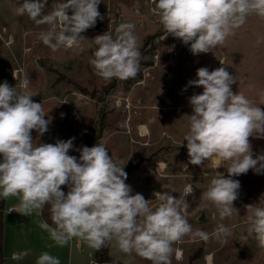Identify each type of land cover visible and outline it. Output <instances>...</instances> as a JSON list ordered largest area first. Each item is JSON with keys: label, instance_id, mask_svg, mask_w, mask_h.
<instances>
[{"label": "clouds", "instance_id": "obj_1", "mask_svg": "<svg viewBox=\"0 0 264 264\" xmlns=\"http://www.w3.org/2000/svg\"><path fill=\"white\" fill-rule=\"evenodd\" d=\"M167 35L189 45L193 55L208 53L223 45L235 30L244 25L249 15L264 18V0H150ZM48 0H17L16 15H27L36 25H47L39 39L53 51L72 48L86 38L81 34L96 25L103 16L98 10L101 0H62L46 11ZM71 11V15H69ZM135 24L125 22L115 29V36L105 32L95 37L96 50L89 63L106 81L135 78L140 70L141 52L137 45ZM166 35V36H167ZM165 36V37H166ZM259 43V41H258ZM222 65L223 62L220 61ZM15 78V77H14ZM237 77L225 67L209 71L198 68L196 78L187 87H200V94L189 97L192 112L184 136L189 163L201 166L210 161L213 168L228 162L227 176L217 171L202 199L216 206L221 220L238 214L233 202L241 187L232 177L253 170L264 174V153L253 157L250 137L264 138V110L245 95L232 91ZM29 80L15 87L0 83V197H16V211L30 216L42 214L50 206L52 224L42 220L40 227L58 245L65 246L74 238L99 250L112 240L125 254L135 253L151 264H172L173 245L184 237L207 243L215 238L227 243L231 229L219 224L211 233L193 229L184 211L186 197L194 188L187 185L183 196L169 191L153 193L158 202L140 194H132L125 181L127 173L118 166L102 144L82 146L79 158L69 155L75 137L38 143L32 137L48 131L50 120L39 102L26 91ZM63 115V114H62ZM66 186L68 191L62 190ZM248 232L264 248V206L245 205ZM29 255V251L12 253L13 260ZM207 264L212 257L206 256ZM36 264H60L59 258L41 253Z\"/></svg>", "mask_w": 264, "mask_h": 264}, {"label": "rangeland", "instance_id": "obj_2", "mask_svg": "<svg viewBox=\"0 0 264 264\" xmlns=\"http://www.w3.org/2000/svg\"><path fill=\"white\" fill-rule=\"evenodd\" d=\"M57 2L62 0H48L46 11ZM16 5L17 0H0V83L17 85L19 91V84L29 80L26 91L34 102L42 104L45 119L50 120L43 136L32 131L37 140L34 143L54 144L58 139L75 137L69 155L79 158L75 149L84 146V134H97L102 121L101 137L95 144L104 145L118 166L124 167L132 194L152 199L154 207L158 202L153 190L169 191L179 198L185 186L192 185L194 193L186 197L188 206L183 214L193 229L211 234L221 223L231 229L223 245L215 238L204 243L184 237L173 245L182 251V259L172 264H207L206 255L212 257L213 264H264V248L248 232L245 208L255 203L264 206V174L249 170L232 177L241 185L233 202L238 214L221 220L216 206L203 200L202 193L217 171L227 176L228 162L219 169L210 161L192 165L184 141L189 128L187 115L192 112L189 97L203 91L191 86L184 89L196 78L198 68L212 71L225 67L237 77L232 91L264 110V18L249 15L223 45L193 55L189 45L166 34L150 0H101L98 10L103 19L81 34L86 39L76 47L53 51L39 39L48 26L36 25L27 15H16ZM125 22L136 26L139 73L127 80H103L89 63L97 48L95 37L105 32L115 36V29ZM14 70L17 79L12 77ZM91 91L97 95L91 96ZM249 139L254 158L264 153V138ZM62 190L68 191L66 186ZM202 210L205 217L199 220ZM44 242L43 246L50 245L46 239ZM112 252L120 261L143 263L134 252L120 251L115 240Z\"/></svg>", "mask_w": 264, "mask_h": 264}, {"label": "crops", "instance_id": "obj_3", "mask_svg": "<svg viewBox=\"0 0 264 264\" xmlns=\"http://www.w3.org/2000/svg\"><path fill=\"white\" fill-rule=\"evenodd\" d=\"M18 203L19 200L16 197L7 199L0 197V264H36L37 257L43 252L59 258L60 264H90L94 260L95 249L90 248L80 239L76 238L75 241L72 239L63 247L58 246L50 238L49 233L39 226L43 220L41 214L34 211L30 216H24L14 210L9 212ZM45 239L49 246H43ZM113 245L114 240L110 241L109 254L119 260L113 255ZM26 250L29 251L28 256L20 260L12 259V253ZM172 258L173 262L177 261L174 256ZM144 262L151 264L143 258Z\"/></svg>", "mask_w": 264, "mask_h": 264}, {"label": "trees", "instance_id": "obj_4", "mask_svg": "<svg viewBox=\"0 0 264 264\" xmlns=\"http://www.w3.org/2000/svg\"><path fill=\"white\" fill-rule=\"evenodd\" d=\"M88 92V91H86ZM91 96L95 97L97 95L96 91L89 92ZM102 126L99 129V132L97 134L95 133H85L84 134V146L92 147L95 145V141L101 137V129L103 128V123L101 121ZM130 168H127V171H129ZM50 206H45L41 218L45 221H47L50 225L52 224L51 218H50ZM109 248H110V242H107L105 246L100 248L99 250L95 249L94 253V260L90 264H102V263H113V264H131V263H124L122 261H119L115 258H113L109 254ZM0 262H1V248H0Z\"/></svg>", "mask_w": 264, "mask_h": 264}, {"label": "bare ground", "instance_id": "obj_5", "mask_svg": "<svg viewBox=\"0 0 264 264\" xmlns=\"http://www.w3.org/2000/svg\"><path fill=\"white\" fill-rule=\"evenodd\" d=\"M15 72H17V70H14V73H13V76H12V77H13V79H17V78L15 77V75H16V74H15ZM14 77H15V78H14ZM157 191H158V190H153V192H152V193H154V192H157ZM180 252L182 253V251H181V250H180ZM206 256H210V255H206ZM206 256H205V257H206ZM212 264H213V261H212Z\"/></svg>", "mask_w": 264, "mask_h": 264}, {"label": "water", "instance_id": "obj_6", "mask_svg": "<svg viewBox=\"0 0 264 264\" xmlns=\"http://www.w3.org/2000/svg\"><path fill=\"white\" fill-rule=\"evenodd\" d=\"M204 217H205V213H204V211L202 210L201 213H200V215H199V217H198V219H199V220H202Z\"/></svg>", "mask_w": 264, "mask_h": 264}, {"label": "built area", "instance_id": "obj_7", "mask_svg": "<svg viewBox=\"0 0 264 264\" xmlns=\"http://www.w3.org/2000/svg\"><path fill=\"white\" fill-rule=\"evenodd\" d=\"M176 249H178V248H176ZM174 257H175V253H174ZM108 264H113V263H108Z\"/></svg>", "mask_w": 264, "mask_h": 264}]
</instances>
